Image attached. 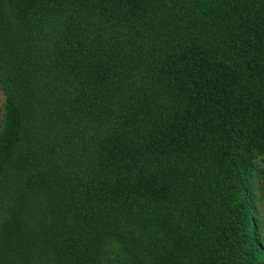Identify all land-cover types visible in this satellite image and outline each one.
Wrapping results in <instances>:
<instances>
[{
	"label": "trees",
	"instance_id": "trees-1",
	"mask_svg": "<svg viewBox=\"0 0 264 264\" xmlns=\"http://www.w3.org/2000/svg\"><path fill=\"white\" fill-rule=\"evenodd\" d=\"M0 87V264H264V0H0Z\"/></svg>",
	"mask_w": 264,
	"mask_h": 264
},
{
	"label": "rangeland",
	"instance_id": "rangeland-1",
	"mask_svg": "<svg viewBox=\"0 0 264 264\" xmlns=\"http://www.w3.org/2000/svg\"><path fill=\"white\" fill-rule=\"evenodd\" d=\"M3 101H4V97H3L1 87H0V126H1L2 118H3ZM257 165L259 169L263 172V174H258V176L256 177L254 181V185H253V190L258 196H263V199L260 200V203H259V209H260V213L262 215L263 221H264V190H262L261 188L262 183H264V176H263L264 175V159L259 160L257 162Z\"/></svg>",
	"mask_w": 264,
	"mask_h": 264
}]
</instances>
